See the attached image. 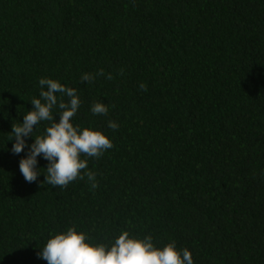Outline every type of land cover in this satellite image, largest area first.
<instances>
[{
    "label": "trees",
    "instance_id": "16d2710c",
    "mask_svg": "<svg viewBox=\"0 0 264 264\" xmlns=\"http://www.w3.org/2000/svg\"><path fill=\"white\" fill-rule=\"evenodd\" d=\"M42 77L75 88L73 124L114 145L88 158L95 189L42 183V157L36 182L20 173L11 126ZM73 226L90 244L128 231L193 264H264V0H0V264H47Z\"/></svg>",
    "mask_w": 264,
    "mask_h": 264
},
{
    "label": "clouds",
    "instance_id": "9594fccd",
    "mask_svg": "<svg viewBox=\"0 0 264 264\" xmlns=\"http://www.w3.org/2000/svg\"><path fill=\"white\" fill-rule=\"evenodd\" d=\"M120 74H123L122 70ZM104 75L103 69L95 74L83 73L80 81L92 83L97 76ZM106 79H113L111 73ZM38 83L40 98L33 97L30 100L32 108L23 115L22 122L11 126L9 140L14 138L11 152L18 155L26 147L28 149L19 161L20 173L26 182H36L41 174L37 157H42L48 162L42 183L67 188L70 183L86 177L95 189L98 186L96 173L88 170V158L99 159L114 147L112 141L102 131L73 124L81 105L75 88L51 78L42 77ZM139 88L147 91L143 83ZM90 111L94 115L107 116L109 108L104 103L93 102ZM41 122H48L44 133L34 136ZM107 127L118 130L119 124L109 120ZM27 137L33 138L30 145L26 143ZM87 240L85 233L76 231L74 226L69 227L65 232L51 235L37 255L47 264H193L187 248L177 250L175 241L162 248L156 247L151 235L138 239L130 237L128 231H122L108 244H90Z\"/></svg>",
    "mask_w": 264,
    "mask_h": 264
}]
</instances>
